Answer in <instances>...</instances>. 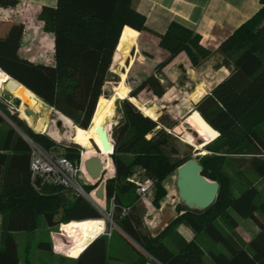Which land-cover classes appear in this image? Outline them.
Returning <instances> with one entry per match:
<instances>
[{
    "label": "trees",
    "instance_id": "trees-1",
    "mask_svg": "<svg viewBox=\"0 0 264 264\" xmlns=\"http://www.w3.org/2000/svg\"><path fill=\"white\" fill-rule=\"evenodd\" d=\"M133 1L58 0L56 7L44 6L40 17L45 21V29L55 36V62H35L21 56L18 38L9 39L7 33L6 37H0V67L35 91L63 118L88 130L93 126L90 124L99 99L98 116L112 97L102 95L112 75L121 35L126 37L128 28L148 30L146 16L134 8ZM17 2L0 0V5ZM261 3L259 11L220 44L217 51L223 60L217 66L227 67L229 74L197 103L204 118L220 133L207 144L210 153L200 159L202 174L220 183L219 195L210 207L198 210L182 204V214L163 230L156 233L146 230L145 205L128 177L143 170V177L153 178L154 203L160 205L167 195L164 181L191 157L178 158L179 151L171 144V133L165 126L159 127V121L146 115L128 98L117 101L121 119L112 133L115 146L111 154L116 176L106 180V196L109 202L114 197L113 220L139 253L141 264H264V218L258 215V211L264 215V200L258 202L260 189L250 181L238 193H233L230 177L223 171L226 157L236 154L244 157L243 161L264 180V128L261 126L264 117L255 119L264 112V0ZM2 22L13 23L17 30L23 28L20 23ZM201 40V34L195 30L172 21L166 32L160 34L159 44L168 55L159 62L157 70L165 68L181 52H186L194 65L201 64L214 52ZM146 87L157 96L167 91L153 73L131 97ZM4 100L0 97V264H20L13 232L35 231L41 218L49 227H55L61 222L103 218L104 213L86 197L71 196L63 186H37L32 179L31 143L17 128L48 149L57 148L59 143L55 136L34 130L17 113L10 112ZM64 150L73 163L81 159L79 145L66 144ZM93 188L86 186L87 191ZM235 213L256 221L259 231L250 240H245L236 230L239 223ZM220 218L233 231L225 232L218 225ZM178 223L190 227L196 238L185 239L173 229ZM202 233L223 243L228 253L206 249L197 239ZM108 244L109 237L98 236L73 258V264H107ZM41 246L53 249L50 242Z\"/></svg>",
    "mask_w": 264,
    "mask_h": 264
},
{
    "label": "rangeland",
    "instance_id": "rangeland-1",
    "mask_svg": "<svg viewBox=\"0 0 264 264\" xmlns=\"http://www.w3.org/2000/svg\"><path fill=\"white\" fill-rule=\"evenodd\" d=\"M129 32L130 33L126 32V37H122L124 38L122 45L125 44L124 42L127 43V41H125V38H127L132 45L137 47V50L141 49L142 46L144 47V39H139V33L133 31L132 29H130ZM213 51V54L205 60H202L199 65H194L187 53L181 52L175 60L173 59L169 65L160 71L157 70V65L161 62V60L165 59L166 56H162L161 49L153 41L149 42L147 47L141 49L139 53L136 52L134 48L132 56L129 55L128 59H126L127 62L125 60L121 63L120 60L123 59L125 54L122 55L118 53L117 61H114V65H112V75L104 86V94L102 96L110 98L114 94L116 88L122 89L127 95L132 96V92L137 91L142 81L149 75L155 73L167 88L166 93L163 96H157L149 87H146L139 91L134 97H136L141 104L146 105L148 108L152 107L150 110L152 118H156V120L160 122L159 127L165 126L171 133V144L177 147L179 151L178 158H186L190 156L197 157L199 160L203 159L210 153V150L207 149V144L197 150L189 143L192 142L197 146H201L203 144L202 139H207V135L203 132L199 125H197L190 118L192 111L198 110L197 103L202 99L201 98L199 101H195L191 97L192 92H194L198 86H202L206 90V95L217 83L229 74V69L227 67L217 66V64L221 63L223 60L222 54L217 50ZM43 53L45 56L34 58L37 61H44L47 63L54 61L53 47L50 39L49 41H45V50ZM128 63H134L133 67H130ZM6 89L12 90L16 96H21L20 98L22 99V104L20 106H17L14 100H4L8 106V110L12 113H17L18 116L24 119L27 124L31 126L29 122L22 117L21 109L24 107V109L26 108L35 111V108L31 106L34 100L32 101V98H29L30 104L26 102L22 98L21 88L13 83H9L5 90ZM3 92L0 94V97H3ZM121 99L124 98H118L117 101ZM134 104H136V102H134ZM136 105L139 106L138 104ZM107 110L108 108L106 106L101 112L98 120L92 124L95 128L102 120ZM4 116L8 119L6 114H4ZM40 116L44 117L47 124L46 131L42 132H47L52 137L55 136L56 138H53L60 143V147L55 148L58 153H64L65 150L63 145L66 146V144H76L81 147L79 143L71 139V136L76 133L75 127L78 126L74 124L72 120L63 118L61 113L54 108H49L44 112L37 110L35 118H40ZM259 117H264V112L259 114L258 117H255V119H259ZM120 119L121 114H118L116 109V114L109 126L111 134L115 130ZM36 123H38V121ZM261 126L264 128V124ZM31 127L36 131H40L35 129L33 126ZM92 136H95V134H92ZM186 139L189 142H187ZM91 141L94 144L95 150L86 151L82 148L81 156L82 152L85 156L98 154L102 157L105 171L102 174V178L95 183L88 181L84 175H82L83 179H80V181L81 183H85V186H93L94 188L92 190H94L99 187V184L104 179H108L107 176L112 174L110 169H112L114 163L112 162V153H100L98 148L101 146L100 138H92ZM242 158L244 157H241L240 155L229 154L223 164V171L230 177L231 191L233 193H238L251 181L256 183L260 189L258 202L264 200V180L249 164L245 163ZM81 169L84 173H86L82 167ZM87 177L91 179L89 175ZM164 184L167 188V195L165 199L162 200L160 205H156L154 203L155 186L146 198L143 199L144 201L139 197L146 209L144 217L146 230L151 233L161 231L168 225L160 227V224L167 212H170L171 214V221L182 214L180 206L184 203L179 197L176 184V172L170 175L164 181ZM101 203L102 204L99 205L96 204V206L103 211V218L74 220L75 222L71 223L61 222L55 227H49L45 219L41 218L39 227L35 231L13 232L18 244L20 264H73L74 257L68 254L69 251L64 252L61 249H58L57 242H61L60 246H63V249L68 247L69 250L73 247H77V243H82L89 238L92 239L98 234L99 236L105 235L109 237L108 264H141L139 253L132 247L126 238L121 235L118 227L115 225L116 222L113 220L115 222L114 223L108 217V213L112 210L111 202L103 200ZM258 215L264 218L261 211H258ZM235 216L239 223L236 230L240 234L247 238L250 237V239L257 234L259 227L253 218L242 217L237 213H235ZM182 224L183 223H178L177 225H174L175 227H173V229L175 228V230L178 231L179 226ZM218 225L225 232L233 231L232 227L226 224L221 218L218 220ZM112 228L113 231L110 236L109 232ZM104 229H106L105 233H103ZM53 235L56 236V238H53ZM198 241L206 249H214L217 252L228 253L223 243L214 241L205 233L199 235ZM45 242H50L52 244L53 251L46 250L41 246ZM53 242L56 244V247H54ZM1 247L2 242L0 227V249ZM137 248L147 254L140 247ZM26 260L29 261V263H27ZM147 264L152 263L148 262Z\"/></svg>",
    "mask_w": 264,
    "mask_h": 264
},
{
    "label": "crops",
    "instance_id": "crops-1",
    "mask_svg": "<svg viewBox=\"0 0 264 264\" xmlns=\"http://www.w3.org/2000/svg\"><path fill=\"white\" fill-rule=\"evenodd\" d=\"M17 1L15 5H0V37H6L8 33L9 39L16 40L18 38L17 40L20 43V55L35 62H44L37 61L34 57L45 56L43 53L45 50V41H49L50 39L54 53V61L51 63H54L55 36L53 32L45 29V21L40 15L44 6L56 7L58 0ZM133 6L146 16V24L148 26V30L146 31L135 29L139 33V38L144 39V47L141 49H144L149 42L153 41L161 49L162 56L167 57V50L162 48L159 44L160 34L166 32L172 21H177L195 30L201 34L202 44L212 50H217L220 44L227 39L237 27L245 23L259 11L262 3L261 0H134ZM4 20L20 23L23 25V28L17 30L12 26L14 25L13 23L5 25V22H2ZM129 31L130 28L126 30V32L130 33ZM125 39L127 43L124 42L125 44L122 45L124 40V38H122L118 49L115 51L113 62L117 61L118 53L122 55L126 54L128 49L132 46V43L127 38ZM134 48L138 53L141 51V49L137 50V47L134 46L130 52L131 56ZM176 58L177 56L174 60ZM121 61L122 60H120V62ZM133 64L131 67H133ZM178 231L187 240L196 238L192 229L185 224L180 225ZM121 235L123 236L124 234L121 233ZM244 239L248 241L250 237H244ZM90 241L91 238L82 243H77V247H73L69 250L68 247L63 249V246H60L61 242H57V248L64 252L69 251L68 254L76 258Z\"/></svg>",
    "mask_w": 264,
    "mask_h": 264
},
{
    "label": "water",
    "instance_id": "water-1",
    "mask_svg": "<svg viewBox=\"0 0 264 264\" xmlns=\"http://www.w3.org/2000/svg\"><path fill=\"white\" fill-rule=\"evenodd\" d=\"M8 75L11 76L10 74ZM11 78L15 82L22 84L24 87L30 90L48 108H53L48 102L42 99L31 88H29L28 86H26L24 83L20 82L19 80L15 79L14 77L11 76ZM3 97L5 98V100H8V101L14 100L17 106H20L22 104V99L16 96L13 93V91L10 89H6L3 92ZM117 99L113 102L115 114H116V109H117ZM128 99L132 101L130 98ZM99 101L95 108L91 123L93 122L96 114L101 109V105ZM137 107L141 109L139 106ZM26 112L28 113L29 116H33L34 118L36 117L35 111L31 109H27ZM195 114H197L199 120H201V122L205 124V127L207 126L206 128L209 132V140L206 143L208 144L209 142L214 140L216 137H218L220 133L204 118V116L201 114L199 110L193 111V115ZM17 129L20 131L22 135H24L25 138L29 137L21 129L19 128ZM95 132L98 134L101 140V146L98 147L100 153H104V152L113 153L115 144H114L111 131L108 130L106 123L104 122L99 123L95 128ZM191 146L195 147L193 145ZM81 147L84 148L83 146ZM195 149L198 150L199 148L195 147ZM76 163L78 164V166L82 165V156H81V159L77 161ZM84 165H85V168L88 174L91 176L92 179L98 181L102 178V174L105 171V166H104V162L101 156L89 157L88 159L85 160ZM202 170H203V165L201 164L200 160L197 157L189 158L188 160L180 164L178 168L176 169V184L178 188L179 197L181 198L183 203L191 209L205 210L216 201V198L219 195L220 183L216 180H212L206 177L205 175H203ZM105 188H106V184L105 182L102 181L99 184V187L96 189V195L98 198L104 199ZM70 195L77 196V194L75 193H71ZM170 221H171V214L170 212H167V214L164 216L160 224V227H164L165 225L169 224Z\"/></svg>",
    "mask_w": 264,
    "mask_h": 264
},
{
    "label": "built area",
    "instance_id": "built-area-1",
    "mask_svg": "<svg viewBox=\"0 0 264 264\" xmlns=\"http://www.w3.org/2000/svg\"><path fill=\"white\" fill-rule=\"evenodd\" d=\"M26 139L31 143L32 146V179L38 187H42L45 184L60 185L69 190L71 193L86 197L95 205H99L95 201V199L99 200L100 202H102L103 200H107L106 188L104 199H100L97 197V188L91 191H87L85 183H81L80 181V179H83L82 175H84L91 183H95L96 180L89 179L87 177L88 175L82 171L81 166H78L77 163H73L64 153H58L55 148L48 149L34 142L30 137ZM63 146L65 147V145ZM57 147H60V143ZM110 170L112 171V174L107 176V178L115 177V166H112V169ZM142 173L143 170H139L128 177V181L136 186V192L141 200L146 198V196L154 188V179L151 177H143L141 175ZM106 180H103L105 184ZM111 206L112 210L108 213V217L113 221L112 213L116 206L114 197L111 199ZM124 211H127V209L124 208ZM115 225L119 229H121L116 223ZM105 231L106 229H104L103 233H105ZM112 231L113 228L109 232L110 236L112 235ZM53 238H56V236L53 235ZM54 247H56L55 243Z\"/></svg>",
    "mask_w": 264,
    "mask_h": 264
},
{
    "label": "bare ground",
    "instance_id": "bare-ground-1",
    "mask_svg": "<svg viewBox=\"0 0 264 264\" xmlns=\"http://www.w3.org/2000/svg\"><path fill=\"white\" fill-rule=\"evenodd\" d=\"M123 34V32H122ZM121 40H122V35H121V38H120V41L117 45V48L116 50L118 49L120 43H121ZM135 45H132L128 51H127V54L124 55L121 63H123L127 58L128 56L130 55V52H131V49L134 47ZM114 60V58H113ZM132 64H129V66L131 67ZM9 83H13L15 84L16 86L20 87L22 92V98L29 103V98H32V101L34 100L33 104L31 106H33L35 109V111L37 112L38 111H41V112H44L45 110L49 109L41 100H39L30 90H28L26 87H24L22 84L18 83V82H15L11 76L8 75V73H6L2 68H0V94L5 90L6 86L9 84ZM206 93V90L204 87L202 86H198V88L192 92V98L195 100V101H199L201 98L204 97ZM15 94V93H14ZM16 95V94H15ZM21 97V96H20ZM117 98H130L133 102H136V104H138L140 106V108L144 111V113L148 116H151V109L152 107L148 108L146 105L144 104H141L138 99L136 97H131V95H127L125 93V91H123L122 89H119V88H116L115 89V92L114 94L112 95V97L110 98L109 102L107 103V112L104 114V117L102 118V120L99 122H104L106 123V126L109 129V126L110 124L112 123V120L115 116V112H114V106H113V102L117 99ZM193 100V101H194ZM194 101V102H195ZM100 102V101H99ZM30 104V103H29ZM26 108L24 109V107H22L21 109V114H22V117H24L31 126H33L35 129L37 130H40V131H43V130H46L47 129V124L45 122V119L44 117H41L40 118H34L33 116H29L28 113L26 112ZM150 112V113H149ZM98 115L96 114V119H95V122L98 120V118L100 117V115L97 117ZM152 117V116H151ZM190 118L191 120H193L197 125H199V127L203 130V132L207 135V139L203 142V144L201 146H197L196 144L192 143V142H189L187 139L186 141L189 142L191 145L197 147V148H201L202 146L206 145L207 141L209 140V132L207 130V126L205 127V124H203V122H201V120H199L197 114L193 115V111L192 113L190 114ZM156 119V118H154ZM38 121V123H36ZM94 120L93 122L91 123V125L93 123H95ZM75 130H76V133L73 134L71 136V139L77 143H79L81 146H83L86 151H93L95 150V147H94V144L93 142L91 141L92 138H99L98 134L95 132V127L92 126L90 127V129L86 130V129H83L79 126H76L75 127ZM92 134L95 136H92ZM91 156H99L98 154H93ZM91 156H85L82 152V165L81 167L85 170V172L88 174L86 168H85V165H84V162L86 159H88L89 157ZM89 177L91 178V176L89 175ZM92 179V178H91ZM93 180V179H92ZM95 201L98 203V204H102L99 200L95 199ZM104 232V231H103ZM99 236V234L97 236H95L94 238L91 239L94 240L96 239L97 237ZM90 241V242H91ZM89 242V243H90ZM88 243V244H89ZM88 244L84 247V249L88 246Z\"/></svg>",
    "mask_w": 264,
    "mask_h": 264
}]
</instances>
